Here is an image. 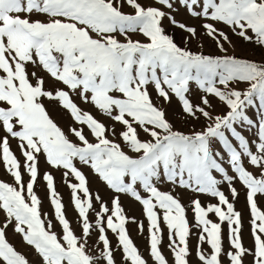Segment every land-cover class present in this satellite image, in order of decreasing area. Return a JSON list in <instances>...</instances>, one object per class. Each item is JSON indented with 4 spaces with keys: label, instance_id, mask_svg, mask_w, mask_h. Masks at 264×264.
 Listing matches in <instances>:
<instances>
[{
    "label": "snow or ice",
    "instance_id": "obj_1",
    "mask_svg": "<svg viewBox=\"0 0 264 264\" xmlns=\"http://www.w3.org/2000/svg\"><path fill=\"white\" fill-rule=\"evenodd\" d=\"M0 172V264H264V0H0Z\"/></svg>",
    "mask_w": 264,
    "mask_h": 264
},
{
    "label": "rangeland",
    "instance_id": "obj_2",
    "mask_svg": "<svg viewBox=\"0 0 264 264\" xmlns=\"http://www.w3.org/2000/svg\"><path fill=\"white\" fill-rule=\"evenodd\" d=\"M14 147V146H13ZM0 178H3V173L0 172ZM55 181H56V188L59 191V193L61 194V196L63 197V202L64 204L67 206L68 202H69V193L68 190L66 189V187L63 184V180L61 178V176L59 174H56L55 176ZM37 192L39 193L41 199L43 200L45 197V189L43 187H37ZM237 209L242 210L243 209V204L241 203H237L236 204ZM125 208L126 211L128 212L129 216H135L137 218V220L142 219L141 214L139 209L135 206V205H129L127 202H125ZM43 211H50L49 206L47 205V203L44 204ZM68 218L70 220H72L73 222V226L75 227L76 224V220H75V216L74 213L68 209ZM189 220H191V216H189ZM128 230L129 233L132 236V239L135 241V243L140 247L141 252H144V236L139 235L136 231H135V226L131 223H129L128 225ZM193 231H195V229H193ZM194 239L192 243H194ZM247 243V240L245 241ZM166 243V240H165Z\"/></svg>",
    "mask_w": 264,
    "mask_h": 264
}]
</instances>
